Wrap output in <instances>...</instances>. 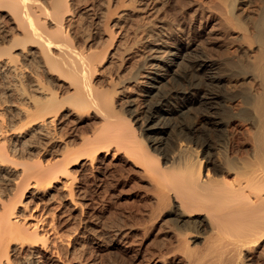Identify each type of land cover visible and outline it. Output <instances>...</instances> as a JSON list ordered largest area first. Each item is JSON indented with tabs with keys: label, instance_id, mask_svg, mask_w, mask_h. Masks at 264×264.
Masks as SVG:
<instances>
[{
	"label": "bare ground",
	"instance_id": "6f19581e",
	"mask_svg": "<svg viewBox=\"0 0 264 264\" xmlns=\"http://www.w3.org/2000/svg\"><path fill=\"white\" fill-rule=\"evenodd\" d=\"M158 2L0 0V264H264V2Z\"/></svg>",
	"mask_w": 264,
	"mask_h": 264
},
{
	"label": "rangeland",
	"instance_id": "374dc122",
	"mask_svg": "<svg viewBox=\"0 0 264 264\" xmlns=\"http://www.w3.org/2000/svg\"><path fill=\"white\" fill-rule=\"evenodd\" d=\"M164 3L163 1H165V0H159V2H158V0H157V2H158V4H159V6H162V3ZM255 1H256V3H262V2H264V0H258V2H257V0H254V2L252 3V7H255L256 6V4H254L255 3ZM119 5L120 4H118V7H119ZM100 6H102V5H99V7ZM121 6V5H120ZM124 6H122L121 8H123ZM101 8V7H100ZM121 8H119V9H121ZM118 9V8H117ZM116 30V29H115ZM114 30V32L113 33H110L111 31H109V33L110 34H112V38L110 39L111 40V42H113V44L111 43V46L113 47L116 43H117V40H118V33H116V31ZM114 33L116 34V35H114ZM117 39H116V38ZM112 39H113V41H112ZM110 40H109V42H110ZM203 43H202V46H201V42H200V45H198L199 46V48H206L207 46L206 45H208L207 44V41H202ZM198 43V42H197ZM108 44H110V43H108ZM206 44V45H205ZM205 45V46H204ZM208 49H206V51L207 52H211V54H216V55H219L220 53H221V49H222V54H223V49H225L226 47H222V46H213L212 47V49L210 48V47H207ZM214 48V49H213ZM209 49H210V51H209ZM229 49H231V51H234V47L232 46H230L229 47ZM228 49V51L230 52V50ZM218 50V51H217ZM213 52V53H212ZM222 54H220V55H222ZM193 55H195L194 53H192V56ZM241 57V56H240ZM243 57V56H242ZM241 57V58H242ZM241 58H239L240 60H242V62H247V58L246 57H243L242 59ZM178 81V82H177ZM177 81H174L173 83L174 84H172V85H174V86H182L183 85V83L184 82H182L183 80L182 79H180V80H177ZM181 81V82H180ZM249 85V84H248ZM247 84L245 85H241L240 87H239V92L238 93H236L237 95V97L234 99L235 100V102L234 101H229V103H228V101H221V100H217L215 103V105H220V104H223L224 102L227 104H235L236 102H238V99H239V101L241 102L242 100H243V98H244V96L246 97L247 96V94H248V88H249V86H248ZM131 88V87H130ZM130 88L127 90L128 91V93H130L129 91H130ZM222 102V103H221ZM233 102V103H232ZM95 120V119H94ZM94 120H93V125L94 124H96L97 123V125L99 124L100 125V121L99 120H96V122H94ZM98 121V122H97ZM86 125V124H84L83 125V127L86 129V131L85 132H87L88 134H91L90 132H92L93 130H95L94 128H93V125ZM91 126V127H90ZM88 127H90V128H88ZM97 127V126H96ZM215 128V129H214ZM219 128L220 127H211L206 133L204 132V136L205 137H210L211 138V140L212 141H215L216 139H217V135L219 134ZM84 129V130H85ZM90 129H92V131L90 130ZM212 130V131H211ZM217 130V131H216ZM90 131V132H89ZM203 136V137H204ZM103 150L105 151V148H103ZM104 151H102L103 152V154H105V152ZM113 153V152H112ZM112 153L110 154V156H112ZM102 154V153H101ZM133 184V183H132ZM132 184H128L127 186H125L124 188H121V187H119L118 188V190L116 191V195L114 196L115 198L112 200V203H111V209H109L108 211H107V213H105L104 215H103V218H102V221L105 223V225H107V223H108V221H115L116 219V221L115 222H112L113 224H115V227L114 228H118V227H121V234L122 235H128V236H130V237H132V235L134 234V226H130V223L128 222V221H130L131 220V218L134 216V214H135V209H136V211L141 207V205H142V207H141V209L143 208V206H144V204H141V203H143V201H140V200H142L140 197H139V194L141 193V191H142V189L140 188V185H136V184H133L135 187L134 188H132L133 186H132ZM130 185V186H129ZM137 186H139V187H137ZM141 190H140V189ZM123 189V190H122ZM126 189V190H125ZM131 190V191H130ZM119 191H121V192H123L122 194L119 192ZM120 193V194H119ZM117 194H119V195H117ZM135 194V195H134ZM121 196V197H120ZM137 198V199H136ZM139 199V200H138ZM59 200V201H58ZM116 202H115V201ZM119 200V201H118ZM56 201H58V202H56ZM65 200H63V202H64ZM63 202H61L60 201V199L59 198H55V201H54V206H56V207H62V203ZM140 203V204H139ZM61 204V205H60ZM139 206V208H138V206ZM137 206V207H136ZM60 207V208H61ZM112 211V212H111ZM131 211V212H130ZM120 212H121V214H120ZM111 213H112V215H114V216H112L111 215ZM124 213V214H123ZM132 215H131V214ZM110 216V217H109ZM127 216H129V217H127ZM117 217V218H116ZM131 217V218H130ZM113 218V220H110V219H112ZM115 218V219H114ZM120 218H122V219H120ZM129 220H128V219ZM107 220V221H106ZM122 220H125L126 222H123ZM119 221V222H118ZM120 221H122V223L120 222ZM128 222V223H127ZM125 223V224H124ZM128 224V225H127ZM129 226V227H128ZM123 227V228H122ZM131 227H134V228H131ZM150 246H151V248H150ZM150 246H148L149 248L148 249H154V245H150ZM153 246V247H152ZM121 251H120V250ZM119 251V252H118ZM121 254H122V248L121 247H118V246H114V247H112L111 249H109V250H107L106 251V253L104 254V256H103V260H102V264H148V262L146 261V260H142V261H140V260H133L132 261V259L130 260V259H128V260H124L123 261V258H122V256H121ZM140 261V262H139ZM111 262V263H110ZM114 262V263H113ZM73 264H75V263H73Z\"/></svg>",
	"mask_w": 264,
	"mask_h": 264
}]
</instances>
